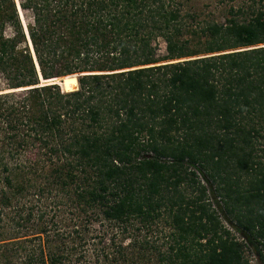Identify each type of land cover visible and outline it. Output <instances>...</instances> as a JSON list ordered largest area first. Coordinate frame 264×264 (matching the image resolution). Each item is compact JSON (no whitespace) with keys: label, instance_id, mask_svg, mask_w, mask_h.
Segmentation results:
<instances>
[{"label":"trees","instance_id":"trees-1","mask_svg":"<svg viewBox=\"0 0 264 264\" xmlns=\"http://www.w3.org/2000/svg\"><path fill=\"white\" fill-rule=\"evenodd\" d=\"M184 1L19 0L23 26L0 0V264H247L220 210L264 261V9L185 24Z\"/></svg>","mask_w":264,"mask_h":264},{"label":"rangeland","instance_id":"rangeland-1","mask_svg":"<svg viewBox=\"0 0 264 264\" xmlns=\"http://www.w3.org/2000/svg\"><path fill=\"white\" fill-rule=\"evenodd\" d=\"M179 1H181V0H179ZM13 2L16 4L20 20L23 23V26H25L28 22L31 21V13H30V11L23 10L20 8L19 0H13ZM183 3L184 4L180 8H181L182 15H184V17H185L184 23H185V21L186 22L190 21V19H188V17L186 16V13L197 14L198 15L197 20L199 21V24L200 23L204 24L205 22H214V21L218 22V23L224 22L225 17L230 16V13L228 12L230 7H233L234 9H237V8L241 9V13L239 15V18L240 17H248L249 15H251V10H253V9H255V10L256 9H264V0H185ZM193 26L196 27L195 24H193ZM197 27H199V25ZM5 28H6V34L9 35L10 31H11V27L7 26ZM151 43H152L151 44L152 46L156 45V49H157L156 55L161 56V55H164L166 53L165 43L160 37L153 39ZM23 44H22V46H23ZM29 47L31 50L30 45H29ZM73 80L75 81V79H73ZM73 80H71V81H73ZM38 81H39L38 85L52 83V81H55L56 83L59 84L60 79H56V80L52 79V80L44 81L42 78H40ZM65 84H66V87L71 86V87L76 88V82L74 84H71L70 82H68V79L65 80ZM0 85H1L0 92L3 93L2 90H3L4 86H3L2 80L0 81ZM60 87H61V85H60ZM68 87H67L68 90H72V88L69 89ZM75 88H73V89H75ZM61 89H62V87H61ZM22 91H24V90L18 89L16 91H14V93L21 96ZM64 92H66V91H64ZM259 147L264 148V144H263L262 139L259 140ZM26 148H27V150H26L24 156L21 157V160L22 161L24 160L25 167H21V169L24 171H23V173H20V174H24V175L22 176L19 174L18 179H20L22 177L24 180L27 179L28 183L31 182L34 186L28 187L27 189H29V190L27 192L30 191L29 194L34 195L32 193H34L36 191L38 186L43 185V184L46 185V182L51 181L50 179H45L43 174H42V172H44L42 170L43 168H45V172L49 174L50 166L47 164L46 159H48V158H47V154H44L45 153L44 150H41L39 148L35 149L34 147H31L28 145L26 146ZM257 152L261 156L260 160H262L264 163L263 151L260 150ZM19 160H20V158H18V159L14 158L12 160H9L8 163H10L9 165L11 166V165H14V163H18ZM55 160L56 159L54 158L53 161L51 162L52 165L55 163ZM20 164L24 165L23 162ZM32 164H33V166H32ZM28 166H30V168L31 167L35 168L34 171H32V169H30L31 172L25 171L26 169H28ZM24 176H26V178ZM202 184L205 186L206 185L209 186V184H207L206 182H202ZM189 190H190V188H188V191ZM211 190H212V188H211ZM44 191H46V190H44ZM57 194L62 196L60 191ZM194 194H196V192H194ZM206 194L207 195L209 194V201L211 202L214 199V197H212V194L209 191V189H208V192H206ZM216 199H220V198L217 197ZM45 200L46 199H44L43 197L40 198L39 203H41V206L44 205ZM219 205H220V203H219ZM211 206H213L214 208L216 207V205H214V204H212ZM65 209H66L65 207L62 209V213H63L62 215L67 217L68 215L66 213H68V212H63ZM5 212H9L8 215L12 214L7 208H5ZM8 215H7V217L5 216L6 219L3 221V225H2V221H0V230L2 229V227H4V230H3L4 235H3V237L0 236V239L6 238L11 234L12 230L11 229L9 230V228H8V224H9V220H8L9 216ZM219 216H220L221 224H223V226H225L226 229H228L230 231L231 235L233 237H235V239L237 241L242 243L243 255H244L245 259L247 260V264H264V261H260V259L256 255L255 251L252 249V247L249 244H246L245 241L241 238V235L238 234L232 228L231 224H229V221H228L229 219L226 218L227 215L224 213L223 210L219 211ZM0 218L2 219L1 215H0ZM172 231H173V228L170 224V217L167 216V213H164V216L162 218H160L157 222H155L151 226V228L148 230V232L144 231L145 232L144 234L147 233V235L150 237V239L153 243H155L156 245H161L162 249H166L168 247L169 243H171V241H172V239L170 237V233Z\"/></svg>","mask_w":264,"mask_h":264},{"label":"bare ground","instance_id":"bare-ground-1","mask_svg":"<svg viewBox=\"0 0 264 264\" xmlns=\"http://www.w3.org/2000/svg\"><path fill=\"white\" fill-rule=\"evenodd\" d=\"M68 82H70L71 84H74V82L71 81V80H68ZM67 87H68V86H67ZM68 88L71 89V88H73V87L69 86Z\"/></svg>","mask_w":264,"mask_h":264},{"label":"water","instance_id":"water-1","mask_svg":"<svg viewBox=\"0 0 264 264\" xmlns=\"http://www.w3.org/2000/svg\"><path fill=\"white\" fill-rule=\"evenodd\" d=\"M60 84V83H59Z\"/></svg>","mask_w":264,"mask_h":264}]
</instances>
